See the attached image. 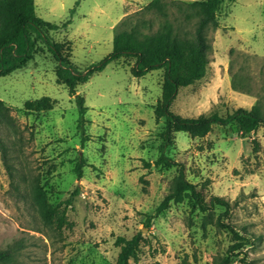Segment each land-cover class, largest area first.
I'll list each match as a JSON object with an SVG mask.
<instances>
[{
	"label": "rangeland",
	"instance_id": "1",
	"mask_svg": "<svg viewBox=\"0 0 264 264\" xmlns=\"http://www.w3.org/2000/svg\"><path fill=\"white\" fill-rule=\"evenodd\" d=\"M151 1L35 4L37 15L48 22L71 20L50 36L71 42L72 62L86 70L113 52L114 28L126 16L143 13L158 28L161 17L145 12ZM169 12L179 19L182 33L194 32L195 19L184 20L177 8ZM218 13V27L206 32L208 73L180 89L171 110L183 118L226 117L240 108L264 115V0L228 1ZM134 64L131 58L112 61L78 87L89 108L84 146L76 101L57 82V63L43 45L26 68L0 77V100L12 118L0 119L10 165L0 148V250L14 251V264H117L118 237L138 236V260L130 264H246L242 258L264 264L263 128L245 137L234 125L215 126L203 138L175 133L167 155L183 165L206 200L221 196L232 209L202 212L185 199L157 214L179 170L146 165L161 152L165 124L154 111L164 70L137 78ZM42 97L56 101L53 110L25 109L28 101ZM80 156L86 160L82 178L74 172ZM219 219L245 239L236 240ZM238 242L242 247L232 251Z\"/></svg>",
	"mask_w": 264,
	"mask_h": 264
},
{
	"label": "trees",
	"instance_id": "2",
	"mask_svg": "<svg viewBox=\"0 0 264 264\" xmlns=\"http://www.w3.org/2000/svg\"><path fill=\"white\" fill-rule=\"evenodd\" d=\"M228 1L232 0H205L191 3L177 0H152L145 7V12H152L161 17L158 28L155 29L153 22L143 17V13L126 16L114 28L113 52L99 64L80 70L71 60L73 52L71 42H55L50 36L51 32L67 29L71 20L61 24L44 20L37 15L35 0H0V77L9 76L26 68L37 54L38 47L43 45L57 63V82L64 85L76 101L79 114L77 129L82 132L81 143L84 146L87 140L84 130L89 108L86 106L85 98L78 93V87L81 84L87 83L93 74L103 71L110 62L121 58L135 60L132 73L137 78L144 77L152 71L164 70L162 98L154 111L157 121L164 120L165 124L159 134L162 141L161 152L155 162L146 163V165L147 167L155 165L157 168L178 167L179 170L174 186L157 208V214L167 210L171 203H178L185 199L202 212L222 207L225 208V214H228L232 209L229 201L221 196H211L209 200H206L197 185L186 178L183 165L166 153L173 144L175 133H187L192 137L203 138L211 133L215 126L229 125H234L241 137L259 128H263L264 132V115L256 110L240 108L226 117L213 114L198 118H183L171 110L180 89L190 87L202 80L203 76L206 77L209 69V42L206 32L210 27H218V12ZM169 8H177L186 21L196 20L195 29L191 35L182 33L179 19L170 18ZM75 10L71 11L72 15ZM55 104L56 101L51 97H42V99L28 101L24 106L28 112L41 113L53 110ZM9 112V106L7 107L0 100V119L12 120ZM0 148L5 156L6 167L10 169L6 145L1 139ZM85 165L86 160L80 156L74 171L79 178L83 177L81 171ZM77 191L78 188L74 194ZM43 212L47 217L46 210ZM218 224L229 229L236 240L245 239L233 225L224 223L221 219L218 220ZM137 237L134 236L131 239L118 237L116 243L121 250L117 264H130L131 260H138L139 238ZM241 247V242H238L232 246L231 250H239ZM15 261V252L10 248L0 250V264H14ZM241 261L247 264L245 258Z\"/></svg>",
	"mask_w": 264,
	"mask_h": 264
},
{
	"label": "crops",
	"instance_id": "3",
	"mask_svg": "<svg viewBox=\"0 0 264 264\" xmlns=\"http://www.w3.org/2000/svg\"><path fill=\"white\" fill-rule=\"evenodd\" d=\"M125 15H127V14H125Z\"/></svg>",
	"mask_w": 264,
	"mask_h": 264
}]
</instances>
